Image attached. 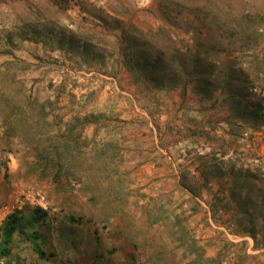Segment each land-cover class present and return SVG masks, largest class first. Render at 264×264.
<instances>
[{
    "label": "rangeland",
    "instance_id": "obj_1",
    "mask_svg": "<svg viewBox=\"0 0 264 264\" xmlns=\"http://www.w3.org/2000/svg\"><path fill=\"white\" fill-rule=\"evenodd\" d=\"M168 1L0 5V210L23 218L0 264H264V32L240 45L189 2L164 18ZM243 3L256 32L264 0ZM159 27L157 86L120 46ZM198 42L214 72L201 83L182 74ZM229 65L248 80V121L222 88Z\"/></svg>",
    "mask_w": 264,
    "mask_h": 264
},
{
    "label": "trees",
    "instance_id": "obj_2",
    "mask_svg": "<svg viewBox=\"0 0 264 264\" xmlns=\"http://www.w3.org/2000/svg\"><path fill=\"white\" fill-rule=\"evenodd\" d=\"M244 1L246 0H178L175 2L168 1L164 4L160 2L158 6L164 18L171 20L173 13L172 7L174 5L179 7L182 2H189L191 7L202 16L200 20H206L208 25H214L227 39H232L238 36L240 45H244L245 43L247 44L251 42V40H249L250 38H252L253 42L256 43V33L259 31L264 32V24L263 26L258 27L259 29L257 28L256 32L250 31L252 28L247 23V20L250 19V21H252L253 19V16L250 14V12L248 13V19H244V22L240 24L237 21V18H242V13H240L239 7L244 4ZM15 4H27V11H29V13L34 12L35 14L40 7L39 0H0V5ZM58 4L59 2H56V5ZM212 7L214 10H212ZM166 34V28L159 27L156 32L148 31V34H146V39L141 42H136L131 36L126 35L122 39L124 40V43L122 46H120V53L123 56L127 69L130 71L140 72L142 78L147 80L152 85L155 84L159 86L162 82L160 77L163 75L164 77L170 75L167 72H163L164 68L162 64L164 63V58L161 57L162 55L157 54V51L153 53L159 44L167 45L164 39ZM246 39H248V42ZM195 46L196 49L190 52L193 56V59L190 61L188 70H185L182 74L186 77V80L198 79L200 80V83L205 80L210 81V79L213 78L214 72L212 68H207L209 53L205 51L207 55L206 57L204 56V58L202 57V52L204 51L203 48L205 47V44H200V42H198V44H195ZM247 50L249 49L247 48ZM251 50L253 51L252 48ZM241 51L245 50L241 48ZM202 64L205 65L204 69H202ZM257 72L258 86L264 87V64L262 65V68L257 67ZM222 76V88L228 94V101L230 103L233 115L244 121L255 118L256 111L250 113V108L248 106L249 104L244 102V100L250 96V94L246 93L243 89V87L248 83L247 78H244L238 72L237 68H234L230 65L227 66L224 71H222ZM207 84L210 85L209 82H207ZM244 112L248 113L245 114ZM46 162L50 163V165L52 164L53 166L59 164L56 160L51 161L50 159H47ZM44 216H46V212H44L42 209H37L33 219L27 220L25 222L26 224H23V227L27 228L34 222L41 220ZM22 219L23 218L16 214L6 218L1 228L2 237L0 242V258L9 257L12 254L11 245L13 244L17 230L22 225ZM34 238L35 236L32 234L30 236V240L33 243L35 251L41 258H45L46 254L44 251H42Z\"/></svg>",
    "mask_w": 264,
    "mask_h": 264
},
{
    "label": "built area",
    "instance_id": "obj_3",
    "mask_svg": "<svg viewBox=\"0 0 264 264\" xmlns=\"http://www.w3.org/2000/svg\"><path fill=\"white\" fill-rule=\"evenodd\" d=\"M16 211H14L13 209H11L10 207H4L0 210V219L2 221H5V219L12 215L13 213H15Z\"/></svg>",
    "mask_w": 264,
    "mask_h": 264
},
{
    "label": "crops",
    "instance_id": "obj_4",
    "mask_svg": "<svg viewBox=\"0 0 264 264\" xmlns=\"http://www.w3.org/2000/svg\"><path fill=\"white\" fill-rule=\"evenodd\" d=\"M0 186H1V184H0ZM2 192H3V190L2 189H0V195L2 194ZM11 248H12V246H11ZM13 248H12V253H13ZM12 255V254H11Z\"/></svg>",
    "mask_w": 264,
    "mask_h": 264
},
{
    "label": "clouds",
    "instance_id": "obj_5",
    "mask_svg": "<svg viewBox=\"0 0 264 264\" xmlns=\"http://www.w3.org/2000/svg\"><path fill=\"white\" fill-rule=\"evenodd\" d=\"M15 213H16V212H15ZM15 213H13V214H15ZM13 214H12V215H13ZM10 216H11V215H10ZM5 220H6V219H5ZM4 222H5V221H4Z\"/></svg>",
    "mask_w": 264,
    "mask_h": 264
}]
</instances>
